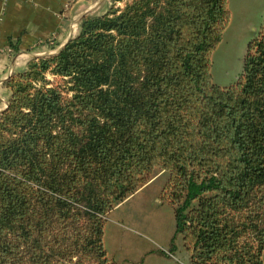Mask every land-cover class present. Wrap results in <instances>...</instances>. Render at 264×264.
<instances>
[{"label":"trees","instance_id":"obj_1","mask_svg":"<svg viewBox=\"0 0 264 264\" xmlns=\"http://www.w3.org/2000/svg\"><path fill=\"white\" fill-rule=\"evenodd\" d=\"M229 19L228 0H112L7 81L0 264H117L108 216L157 172L167 256L181 236L191 264H264V29L222 88L212 53Z\"/></svg>","mask_w":264,"mask_h":264},{"label":"rangeland","instance_id":"obj_2","mask_svg":"<svg viewBox=\"0 0 264 264\" xmlns=\"http://www.w3.org/2000/svg\"><path fill=\"white\" fill-rule=\"evenodd\" d=\"M228 7V26L212 53V82L222 88L238 82L248 44L264 29V0H228ZM167 179V173L157 172L108 216L104 242L108 256L117 264H142L147 255L144 264H189L181 236L174 256L163 253L161 259L156 254L175 235L174 211L161 199Z\"/></svg>","mask_w":264,"mask_h":264},{"label":"crops","instance_id":"obj_3","mask_svg":"<svg viewBox=\"0 0 264 264\" xmlns=\"http://www.w3.org/2000/svg\"><path fill=\"white\" fill-rule=\"evenodd\" d=\"M111 6L112 0H0V115L12 98L7 81L13 75L26 72L36 58L58 54L80 34L83 18L103 15ZM177 237L172 256L179 249ZM173 238L163 251L156 252L161 259L165 250H171ZM186 255L191 264L187 252ZM147 256L142 264L150 257ZM178 263L186 264H175Z\"/></svg>","mask_w":264,"mask_h":264}]
</instances>
